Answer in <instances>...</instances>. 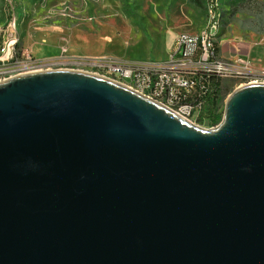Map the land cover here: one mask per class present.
<instances>
[{"label": "water", "instance_id": "water-1", "mask_svg": "<svg viewBox=\"0 0 264 264\" xmlns=\"http://www.w3.org/2000/svg\"><path fill=\"white\" fill-rule=\"evenodd\" d=\"M0 264H264V82L206 129L90 72L0 81Z\"/></svg>", "mask_w": 264, "mask_h": 264}, {"label": "rangeland", "instance_id": "rangeland-1", "mask_svg": "<svg viewBox=\"0 0 264 264\" xmlns=\"http://www.w3.org/2000/svg\"><path fill=\"white\" fill-rule=\"evenodd\" d=\"M221 4L219 50L226 58L247 61L249 73L220 81V112L240 85L264 82V0ZM208 7L207 0H0V41L12 33L14 58L29 63L30 55L40 70H76L70 64L76 57L166 59L177 35L205 30Z\"/></svg>", "mask_w": 264, "mask_h": 264}, {"label": "built area", "instance_id": "built-area-1", "mask_svg": "<svg viewBox=\"0 0 264 264\" xmlns=\"http://www.w3.org/2000/svg\"><path fill=\"white\" fill-rule=\"evenodd\" d=\"M214 3L215 0H210L208 18L212 21ZM212 28L207 27L205 42H197L195 33L177 35L166 59L133 62L108 57H76L70 64L79 71L89 69L90 73H105L126 80V84L148 92L149 99L161 101L162 106L200 126L199 119H206L209 114L207 99L215 92L214 80L246 78L249 73L247 61L229 59L220 54L218 44L211 42ZM12 40L17 39L10 33L0 41V81L20 75L22 68L39 70L30 55H26L29 65L19 66L11 58ZM150 90H158V97L150 98ZM217 112H220L219 108Z\"/></svg>", "mask_w": 264, "mask_h": 264}, {"label": "bare ground", "instance_id": "bare-ground-1", "mask_svg": "<svg viewBox=\"0 0 264 264\" xmlns=\"http://www.w3.org/2000/svg\"><path fill=\"white\" fill-rule=\"evenodd\" d=\"M207 4L209 5L208 8H209V12H210V0H207ZM214 4H215V6H213V21H214V24H213L212 18H210V20H209L210 22H209V24H208L207 27H212L213 26V28L211 29L210 38H211V42L212 43H217V39H218L217 38V35L219 33L220 26H221V13H222V10H221V5H222L221 4V0H215V3ZM207 27L200 34H196L195 33V38H196L197 42H205L206 41L205 36H206V33H207ZM188 35H192V33H188V34L185 33V36H188ZM11 58L13 60L17 61V64L19 66L20 65H29L28 61L22 62V61H19V60L15 59L14 58V54H12V51H11ZM29 69L30 68H22L21 74H23V73H31V71H30L31 69L30 70ZM94 74L100 75V76H103V77H108V78H110L112 80H115V81L121 83V84L123 83L124 85H126L130 89H132V90H134V91H136L138 93L140 92L141 94H143L146 97H148V92H144V90H141L140 87H136L133 84H126V80H122L121 81V79H119V78H113L112 75H108V74H105V73H94ZM257 82H249V83H257ZM156 97H158V90H150V98H156ZM156 102H158V103L161 104V101H156Z\"/></svg>", "mask_w": 264, "mask_h": 264}, {"label": "trees", "instance_id": "trees-1", "mask_svg": "<svg viewBox=\"0 0 264 264\" xmlns=\"http://www.w3.org/2000/svg\"><path fill=\"white\" fill-rule=\"evenodd\" d=\"M0 47H1V44H0ZM220 81L221 80H218V79L214 80L215 92L213 95H211L207 99V106H209V114H208V117L206 119H203V118L199 119V121L201 123L204 121H207L211 125H217L222 120L224 111L217 112V109H218L217 102H218V92H219Z\"/></svg>", "mask_w": 264, "mask_h": 264}, {"label": "crops", "instance_id": "crops-1", "mask_svg": "<svg viewBox=\"0 0 264 264\" xmlns=\"http://www.w3.org/2000/svg\"><path fill=\"white\" fill-rule=\"evenodd\" d=\"M219 52H220V50H219ZM220 54H221V52H220ZM221 55H223V54H221Z\"/></svg>", "mask_w": 264, "mask_h": 264}]
</instances>
